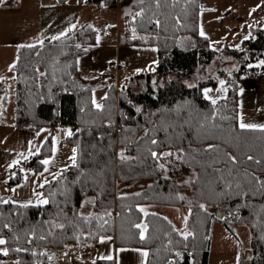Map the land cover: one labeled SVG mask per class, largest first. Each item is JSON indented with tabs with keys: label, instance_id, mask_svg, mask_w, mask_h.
Instances as JSON below:
<instances>
[{
	"label": "trees",
	"instance_id": "16d2710c",
	"mask_svg": "<svg viewBox=\"0 0 264 264\" xmlns=\"http://www.w3.org/2000/svg\"><path fill=\"white\" fill-rule=\"evenodd\" d=\"M85 1L105 6L118 2ZM200 4H131L133 15L125 17L118 43L155 44L158 60L151 71L110 83L100 106L92 100L100 84L79 74L78 64L81 55L97 48L93 27L83 24L64 37L18 48L14 121L35 130L75 125L67 139L76 146V162L42 186L47 203L21 204L0 196V258L52 264L53 249L111 234L116 244L144 248L145 264H208L215 218L232 234L234 225L247 226L249 255L240 264H264V128L236 124L237 77L251 69L247 62L264 59V26L251 28L240 49H224L217 73L226 77L227 93L213 103L201 87L215 80H197V72L205 71L214 55L199 32ZM184 35L194 37L193 48L178 46ZM226 57L236 61L231 73L223 68ZM192 79L196 82L189 84ZM49 152L48 137L28 165L39 169L41 157ZM174 152L175 160L166 167L173 176L162 174L158 159L169 161ZM190 169L191 194L186 198L178 178ZM20 174L18 170L10 182ZM137 183L141 187L136 191H119ZM84 203L89 204L88 214L81 212ZM143 204L187 207L190 233H180L160 213L143 212ZM96 264L112 262L98 259Z\"/></svg>",
	"mask_w": 264,
	"mask_h": 264
},
{
	"label": "rangeland",
	"instance_id": "374dc122",
	"mask_svg": "<svg viewBox=\"0 0 264 264\" xmlns=\"http://www.w3.org/2000/svg\"><path fill=\"white\" fill-rule=\"evenodd\" d=\"M136 1L118 0L112 6L86 3L85 0H3L0 3V88H3L0 90V196L5 195L11 201L21 204H44L47 198L42 186L76 162V146L67 139L76 129L75 125H44L35 130L21 128L14 121V65L18 48L21 45L41 43L46 38L64 37L81 24L93 27L97 48L81 55L78 64L79 74L85 70L86 75L83 76L90 82L92 77L105 82L92 92L94 105L100 106L106 85L121 84L130 74L142 70L151 71L157 63L158 49L155 44L118 43L117 34L122 31L125 17L133 15L131 4ZM200 1L199 32L208 38L214 55L206 70L197 72V80L208 77L215 80V83L201 87L203 96L213 102L227 93L226 77L217 73L222 67L224 49H240L243 39L251 36V28L264 25V0ZM65 19L73 22L69 29ZM110 27L111 30H108ZM177 43L184 49L195 45L191 35L179 37ZM113 61L125 66L127 71L119 70L116 74L113 69L105 66ZM133 64L135 69L131 68ZM247 64L251 69L237 77L236 124L239 127L244 124L251 128H264V86L256 88L254 85V80L259 78L260 73H264V59L259 57ZM235 66L234 58H225L223 68L227 72L231 73ZM195 82V79L188 81L189 84ZM48 137L50 152L41 157L40 168L29 166V159L40 151ZM45 160L49 163L44 164ZM174 160L175 152L169 161L158 159L162 174L173 176L166 167L167 163ZM18 170L21 171L19 179L10 182ZM192 175L193 170L190 169L186 175L178 178L186 198L191 194L188 179ZM140 187L141 183H137L130 189L120 188L119 191L129 193ZM140 208L143 212L160 213L170 219L180 233H190L186 222L187 207L143 204ZM81 212L90 213L88 203L81 206ZM233 231L234 234L220 220L213 219L208 264H240L249 255L250 232L247 226L234 225ZM80 247L81 258L66 259L64 264H96L98 259L108 257H111L112 264H145L144 248L116 244L111 234L100 236L95 242ZM56 249L49 253V258ZM245 262L247 264L248 260ZM1 263L15 264L0 259Z\"/></svg>",
	"mask_w": 264,
	"mask_h": 264
},
{
	"label": "crops",
	"instance_id": "0c3cea01",
	"mask_svg": "<svg viewBox=\"0 0 264 264\" xmlns=\"http://www.w3.org/2000/svg\"><path fill=\"white\" fill-rule=\"evenodd\" d=\"M86 2V1H85ZM87 3V2H86ZM65 22H66V27L68 28H70V25H72L71 23H73V22H71V20H67V19H65ZM62 25H65V24H62ZM81 25H83V24H81ZM80 26V25H79ZM264 26V25H263ZM68 28V29H69ZM122 28V27H121ZM108 30H111V27L108 29ZM120 32V31H119ZM67 33H69V32H67ZM121 33V32H120ZM120 33H118L117 35H119ZM114 62V61H113ZM113 62H111V63H113ZM111 63H108L107 65H105V66H107V68H108V66H109V64H111ZM134 67H136V66H134V64L131 66V68L132 69H135ZM79 68H80V66H79ZM109 69V68H108ZM141 72H146V70H142ZM82 74L81 75H86V73H85V70L83 71V72H81ZM258 79H263L264 80V73H260V76H259V78H257V80H254V85H255V87L256 88H258V87H260V88H262L263 86H264V84H262V85H260L259 83H258ZM91 82L92 83H94V84H100V87H102V85L103 84H105V82H103L101 79L99 80V79H97V78H95V77H92L91 78ZM106 86H108V85H106ZM71 251L72 253H73V257L71 258V259H79V258H81V253H82V248L80 247V246H77V245H74L73 243H68V244H66V245H64L63 247H61V248H59V249H56L54 252H52L51 253V255H50V258H51V260H54V257L56 256V255H60L61 256V253L62 252H64V251ZM0 251H4V247H3V245L2 244H0ZM1 260H4V261H6V263H15V264H19L18 263V261L15 259V258H8V259H4V258H0ZM62 259V258H61ZM65 262V261H64ZM1 264H5V263H1ZM64 264V263H63Z\"/></svg>",
	"mask_w": 264,
	"mask_h": 264
},
{
	"label": "built area",
	"instance_id": "2783aa9c",
	"mask_svg": "<svg viewBox=\"0 0 264 264\" xmlns=\"http://www.w3.org/2000/svg\"><path fill=\"white\" fill-rule=\"evenodd\" d=\"M166 53L168 55H170V51L169 50H167ZM108 68L109 69H113V71L115 73L118 72L119 70L127 71L126 67L125 66H122L121 64H119L118 61L109 64ZM258 83L260 85H262V84H264V80L263 79H258ZM73 256H74L73 253L68 250V251L62 252L61 253V256L60 255H56L54 257V260H51V261H52V264H63L66 259H70Z\"/></svg>",
	"mask_w": 264,
	"mask_h": 264
},
{
	"label": "snow or ice",
	"instance_id": "6c2138e0",
	"mask_svg": "<svg viewBox=\"0 0 264 264\" xmlns=\"http://www.w3.org/2000/svg\"><path fill=\"white\" fill-rule=\"evenodd\" d=\"M0 3H3V0H0ZM246 39H247V37H246ZM221 83H223V82H221ZM213 103H215V101H213ZM241 127L244 128V127H252V126L241 124ZM153 143H155V141H153ZM74 151H75V150H74ZM156 155H157L156 153H153V156H154V157H155ZM165 155H167V154H165ZM249 159H252V157H249ZM73 160H75V157H73ZM14 163H15V162H14ZM43 163H44V164H48L49 161L45 160V161H43ZM44 203H47V201H44ZM3 243H4V241H3V240H0V244H3ZM108 259H111V257H108Z\"/></svg>",
	"mask_w": 264,
	"mask_h": 264
},
{
	"label": "water",
	"instance_id": "95a60500",
	"mask_svg": "<svg viewBox=\"0 0 264 264\" xmlns=\"http://www.w3.org/2000/svg\"><path fill=\"white\" fill-rule=\"evenodd\" d=\"M215 213H216V215L218 216V217H222V212L220 211V210H216L215 211Z\"/></svg>",
	"mask_w": 264,
	"mask_h": 264
}]
</instances>
